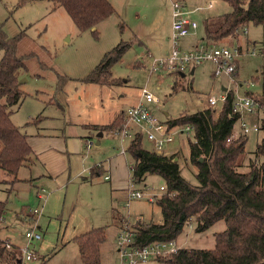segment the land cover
I'll list each match as a JSON object with an SVG mask.
<instances>
[{
    "label": "rangeland",
    "instance_id": "1",
    "mask_svg": "<svg viewBox=\"0 0 264 264\" xmlns=\"http://www.w3.org/2000/svg\"><path fill=\"white\" fill-rule=\"evenodd\" d=\"M110 1L116 11L108 19L99 22L94 31L80 30L68 10L55 0H0L1 35L20 36L18 55H28L27 67L18 71L21 88L27 96L21 107L12 114L11 120L27 129L31 143L38 152L36 158L31 157V163L34 162L30 166L20 169L18 177H36L39 185L24 181L19 190L8 194L5 188L10 189L11 183L2 185L4 188L0 189V199L8 201L6 217L0 223V239L23 248L27 243V230L37 227V231L42 234L40 240L34 239L29 243L30 249L36 253V259L23 260V264H85L80 257L79 245L72 238L103 226L106 227V236L100 250L101 264H121L118 242L121 227L132 226L138 218L147 223L163 222L162 210L155 200L164 193L160 187L166 183L161 176L148 174L143 182L135 183L136 187L145 189L146 195L133 200H128L125 189L115 188L113 170L111 179L104 178L105 174H110V160L120 153L122 147L127 149L131 141L129 137L122 141L116 133L126 124L123 113L117 117L121 120L113 130H100L103 133L100 137L99 132L91 127L111 123L119 111L139 102L143 88L147 87L161 101L159 105L151 103L150 108L165 122L178 118L186 111L208 108V95L220 96L224 87L254 94L262 91L264 23L250 22L240 30L238 37L216 41L215 44L240 48L242 53L238 58L237 75L215 74V64L207 60L196 65L193 73L190 69L185 71L184 77H180L177 72L168 74L162 70H152L154 60L167 56L173 48L171 4L174 0H127L128 15L125 0ZM180 1L194 8L206 6L209 0ZM231 9L226 1L215 0V7L204 14L201 11L193 13L199 27L180 40L181 49L191 51L205 46L206 16L216 17L212 15H220ZM135 36L139 39L111 68L112 77L116 79L114 84H97L86 80L107 51L122 41L134 40ZM2 56L3 49L0 48V61ZM177 81L181 86L174 91ZM52 97L58 99L62 106L55 102L49 103ZM212 108L219 112L221 104ZM37 116H42L40 125L45 121L47 124L54 122L60 130L67 125L65 136H61L67 142L66 157L71 155L73 164L74 159H77L87 168L104 164L101 175L92 177L87 172L88 180L83 181L76 177L75 168L72 167L70 182L63 187L57 178L51 181L53 186L47 183L44 176L40 175L45 171L44 157L38 150L43 148L46 140L32 135L34 125H27ZM256 119L257 114L250 116L252 122ZM132 125L134 131L141 128L136 123ZM185 128V125L174 128L173 140L166 142L164 147L167 153L177 154L183 177L196 185L198 179L195 173L198 168L189 158V140L193 142L195 136L184 131ZM234 129L238 136L241 131L239 125L236 124ZM263 136L262 132L248 134L242 170H249L250 158L262 162V156L256 158L253 154ZM142 143L147 150L154 148V143L146 134L143 135ZM125 156H122L125 159L123 164L129 166L128 178L131 179L133 157L128 152ZM118 172L121 177L127 175V170L122 166ZM36 186H43L48 193L46 199L39 200L36 197ZM152 192L156 194L154 199L150 198L149 193ZM42 204V214L31 216L25 212L19 220L18 213L22 209H40ZM226 228V223L219 220L205 231H196V224L190 221L177 239L185 247L213 249L215 234ZM0 264L3 262L0 261ZM145 264L170 263L151 259Z\"/></svg>",
    "mask_w": 264,
    "mask_h": 264
},
{
    "label": "trees",
    "instance_id": "2",
    "mask_svg": "<svg viewBox=\"0 0 264 264\" xmlns=\"http://www.w3.org/2000/svg\"><path fill=\"white\" fill-rule=\"evenodd\" d=\"M231 5L229 12L216 17H207L204 22L205 40L208 44L229 37H238L248 23H264V0H223ZM68 10L74 23L80 30L93 29L99 22L108 19L115 11L110 0H55ZM0 33V48L3 56L0 61V170L8 179L0 184H10L7 193L14 185L23 181L19 171L30 166L34 155L27 129L17 126L11 120L12 114L21 107L27 94L21 88L18 71L26 66L28 55H18L20 36L6 37ZM134 40L122 41L107 51L86 80L97 84L112 85V66L129 49ZM264 66V65H263ZM179 73L180 77H184ZM262 91L247 95L256 98L264 111V68L261 72ZM61 84V83H60ZM181 86L175 82L174 91ZM234 91L227 92V99L216 112L212 107L183 112L176 119L167 121L169 127L190 125L195 130L194 141L189 140L190 162L198 170L195 176L198 183L192 184L183 177L181 165L175 160L177 154H160L153 149L143 147V134L137 133L130 141L127 152L133 157L131 179L135 183L143 182L148 174H157L164 180V193L156 198L162 210L163 222L147 223L138 218L132 224L135 241L146 245L157 239H177L186 223L196 224V231H205L213 223L223 220L227 228L215 234L213 249L182 247L176 254L158 259L170 264H264V136L257 143L254 156L263 157L261 163L249 159V170H242L247 154L248 134L240 131L235 138L228 140L234 133L239 117L232 112ZM54 97L49 103L58 99ZM218 115H217V114ZM37 116L27 125L37 127L42 120ZM124 117V113H123ZM125 119V117H124ZM123 119V121H124ZM120 117L109 124H95L91 127L100 130H113ZM126 120V119H125ZM264 128V127H263ZM31 163V164H30ZM25 180V179H24ZM8 201L0 200V217H4ZM106 236V227L88 230L75 235L72 239L78 243L80 257L85 264H101L100 250ZM7 240L0 239V261L3 264H23L20 247Z\"/></svg>",
    "mask_w": 264,
    "mask_h": 264
},
{
    "label": "built area",
    "instance_id": "3",
    "mask_svg": "<svg viewBox=\"0 0 264 264\" xmlns=\"http://www.w3.org/2000/svg\"><path fill=\"white\" fill-rule=\"evenodd\" d=\"M212 7V1L209 2ZM172 6V31L171 37L173 39V48L165 57L160 59H155L152 64L153 71H163L166 73H185L187 70H192V67L210 60L215 66V74H227L229 76L237 75L238 72V58L242 53L240 48H234L230 45H219V44H208L201 46L200 48L191 49V51H184L181 49L179 42L182 38L189 35L192 31H195L199 27V22L193 17V13L197 8H189L185 3L179 0H174L171 4ZM245 28V27H244ZM242 85V84H240ZM230 88L223 91L220 96L208 95L207 103L210 107H215L219 104H223L226 101L227 92ZM234 89V88H233ZM234 101L232 106V112L239 115L236 123L244 134L250 133H264V114L263 108L261 107L259 101L247 95L245 92H239L237 88L234 91ZM160 100L152 91L148 88H143L140 100L137 104L132 105L124 111V117L126 119L125 126L117 131L116 133L124 141L126 137L134 138L137 133L146 134L148 139L154 143L153 150L160 154L171 155L172 153L166 152V147L164 144L166 142L172 141L174 138L173 129L178 127H169L168 123L161 121L158 116L150 108L151 103L157 105L160 104ZM261 112V115L258 113ZM257 119L255 122L250 120V116L256 115ZM260 114V113H259ZM132 123H136L141 128L133 130ZM185 130L188 134H195V130L190 125H185ZM235 128V126H234ZM236 137V132L231 135L228 140ZM122 153H126L127 149L122 147ZM133 169V167L131 168ZM105 179H109V175L104 176ZM145 189H141L135 186L133 179L129 182L128 195L129 200L134 198H141L145 196ZM160 190H164V186L160 187ZM44 189H41V197H45L43 194ZM150 198L154 199L155 193H149ZM40 208L31 209L33 216L42 214ZM4 217H0V223ZM135 230L131 225H124L121 227L118 242H119V252L121 254V264H145L151 259L167 258L176 254L182 247L179 241L175 238L171 239H157L153 240L146 245H140L135 241ZM25 236L27 238L26 245L21 248V258L22 260H34L36 259V253L33 252L29 243L31 240H40L42 234L37 231V227L29 229L26 231ZM7 247L10 249L12 244L7 241Z\"/></svg>",
    "mask_w": 264,
    "mask_h": 264
},
{
    "label": "crops",
    "instance_id": "4",
    "mask_svg": "<svg viewBox=\"0 0 264 264\" xmlns=\"http://www.w3.org/2000/svg\"><path fill=\"white\" fill-rule=\"evenodd\" d=\"M126 1L127 0H125L126 15H128L129 11H128V7H127L128 4L126 3ZM210 1H212V5H213L212 7L209 5ZM182 2L185 3L184 1H182ZM213 7H215V0H209L206 3V6H196L194 8H197V10L195 12L201 11L204 14V12L206 10H209ZM218 15H212V16H218ZM209 16L210 15L208 14L206 16V18ZM136 18H137V15H136ZM206 18H205V20H206ZM171 29H172V24H171ZM137 103H135V104H137ZM135 104H133V105H135ZM126 109L119 111V113L115 116V118H117L121 112L124 113V111ZM57 126H58V124L55 125L54 122L53 123L49 122L47 124L46 121L43 123V125L42 124L40 125V123H39V125L37 127L34 126V128H35L33 130L34 134H32V135H36L37 137L40 136L42 138H45V140H46V142H43V145H44L43 148L38 149V150H40L39 153H41V155H43V157H44V161H43L44 165L43 166H44L45 171H43L42 174H40L41 176H44L43 179H46V182L47 183L49 182L53 186V183L51 181H53L55 178H57V180L62 183V187H63L65 185V183L70 182V178H71V174H72V167L75 168L76 177L81 178L83 181L88 180V176L86 175L87 172H89V174L92 177L95 175H98V176L101 175V173L105 169L104 164H102V163L99 165L94 164L93 166H90L89 168H87L82 162H80V160H77V159H74V164H73V162L70 158L71 155L70 156L68 155V157H66L65 153H67V152L65 150V145L67 148V142H66V139L64 140L63 138H61V136H65L64 133H65V128L67 125L65 127L61 128V130H60V127H57ZM95 131H97V130H95ZM51 138H53V139H51ZM30 143H31V140H30ZM31 145H32V143H31ZM32 148L34 151L33 157L36 158L38 152L35 151L33 145H32ZM125 154L126 153H122L120 151V153H118L117 156L115 158H113V160H110V162L108 163L110 174H105V175H109V177H110L109 179H111L112 178L111 170H113L115 173V175L113 177V180L115 182V188L119 189V187H121V188L125 189L127 191V195H128V187H129V182L131 179L128 178V175L130 173L129 166L126 164V167H125V164H123L124 163L123 161L125 159H123L122 156L126 157ZM172 154H176V153L172 152ZM38 157H39V155H38ZM177 160H178V157H177ZM121 166L127 170V175H125L124 177L119 176L120 172L117 173V170ZM0 172H1L0 173V181L4 180V179H8V177L5 175V173H3V171L0 170ZM45 177H47V178H45ZM34 179H35V181H33ZM109 179H107V180H109ZM24 181L31 182L32 185H39L38 182H36V177H31L30 179L25 178V180L23 179V181L17 182L14 185L13 190H11L10 192L19 190L20 185L22 183H24ZM2 185H6V184H0V189L4 188ZM36 187H37L36 197H38L39 200L46 199L47 198L46 196H48V193H46L45 189L43 191V194L45 195V197H41V195H39V193L41 194V189H43V186H36ZM5 191L7 192L6 188H5ZM128 200H129V195H128ZM43 207H44V205L42 204L41 205V209H42L41 211H43ZM25 212H27V213L29 212L31 216L34 215L33 213H31L30 208L29 209L24 208L18 213V217H19L20 221H21V218L25 215ZM118 226H120V223Z\"/></svg>",
    "mask_w": 264,
    "mask_h": 264
},
{
    "label": "water",
    "instance_id": "5",
    "mask_svg": "<svg viewBox=\"0 0 264 264\" xmlns=\"http://www.w3.org/2000/svg\"><path fill=\"white\" fill-rule=\"evenodd\" d=\"M194 70H195V68L194 67H192V72L191 73H193L194 72ZM183 76L185 75L184 73L182 74ZM22 81H20V83H21ZM227 89V87H224L223 88V90H226ZM103 135V133H102V131H100L99 132V134H98V137H100V136H102ZM97 144H99V141L97 142ZM175 160H177V157H175Z\"/></svg>",
    "mask_w": 264,
    "mask_h": 264
}]
</instances>
